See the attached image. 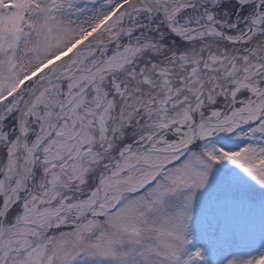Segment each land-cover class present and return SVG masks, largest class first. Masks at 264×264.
Returning a JSON list of instances; mask_svg holds the SVG:
<instances>
[{"label": "snow or ice", "instance_id": "6c2138e0", "mask_svg": "<svg viewBox=\"0 0 264 264\" xmlns=\"http://www.w3.org/2000/svg\"><path fill=\"white\" fill-rule=\"evenodd\" d=\"M0 264H264V0H0Z\"/></svg>", "mask_w": 264, "mask_h": 264}]
</instances>
